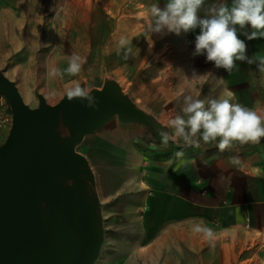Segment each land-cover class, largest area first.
Returning <instances> with one entry per match:
<instances>
[{"label":"crops","instance_id":"1","mask_svg":"<svg viewBox=\"0 0 264 264\" xmlns=\"http://www.w3.org/2000/svg\"><path fill=\"white\" fill-rule=\"evenodd\" d=\"M63 1L73 18L69 32L100 35L105 75L162 126L179 111L184 94L199 93L203 99L225 89L235 94L234 103L264 114V72L258 67L264 64V37L248 39L243 33L250 34V26H237V32L254 62L236 61L238 68L229 73L208 62L206 54L193 55L199 28L163 36L145 31L150 6L163 8L167 0ZM214 2L220 0H206L201 17ZM225 2L231 5V0ZM121 39L126 47H121ZM193 71L211 72L224 82L209 78L200 87L190 80ZM7 132L0 127V142ZM159 132L112 117L87 139L88 161L95 159L98 148L105 160L132 161L138 169L131 186L112 188L109 182L118 183L117 176H98L103 231L110 245L105 249L101 245L93 264H264V138L259 144L221 152L215 145L169 142L164 147ZM233 156L239 165L229 162ZM104 189H130V234L123 228L116 239L106 237L104 202L109 204L122 193ZM198 223L213 229L214 246L193 230Z\"/></svg>","mask_w":264,"mask_h":264},{"label":"water","instance_id":"2","mask_svg":"<svg viewBox=\"0 0 264 264\" xmlns=\"http://www.w3.org/2000/svg\"><path fill=\"white\" fill-rule=\"evenodd\" d=\"M90 90L96 109L66 94L51 105L39 92L30 107L0 71V93L11 112L0 144V264H93L102 212L93 170L76 145L113 116L164 130L115 80Z\"/></svg>","mask_w":264,"mask_h":264},{"label":"clouds","instance_id":"3","mask_svg":"<svg viewBox=\"0 0 264 264\" xmlns=\"http://www.w3.org/2000/svg\"><path fill=\"white\" fill-rule=\"evenodd\" d=\"M206 0H167L161 8L153 4L149 8V19L145 31L153 34L165 35L182 31L200 29L195 37V52L193 55L206 54L208 62H213L216 68H223L229 73L238 66L236 61H254L246 55L247 45L238 36L237 26L245 29L250 26L253 31L243 34L248 39L264 37V0H231V5L220 0L207 6L203 17L200 12L205 7ZM126 41L121 39V47H126ZM130 52V49L128 50ZM128 52L125 53L127 58ZM84 59L76 54L68 58V66L61 70L52 67L47 71L49 78L63 79L65 74L78 75L82 69ZM264 72V64L258 66ZM214 78L211 72L198 74L193 71L190 80L198 82L200 87ZM215 79V78H214ZM223 83L224 79H215ZM69 101L79 99L87 101L86 107L96 109L97 99L92 91L80 83L66 90ZM235 94L225 89L218 95H209L203 99L199 93L184 94L179 111L170 117L163 127L168 131H160L161 143L164 147L169 142L185 146L200 147L215 145L221 152L225 150H239L246 145L259 144L264 138V114L234 103ZM182 155V153H178ZM229 162L239 165V158L230 157ZM196 233H203L204 238L214 246L215 233L212 228L198 223L193 229Z\"/></svg>","mask_w":264,"mask_h":264},{"label":"rangeland","instance_id":"4","mask_svg":"<svg viewBox=\"0 0 264 264\" xmlns=\"http://www.w3.org/2000/svg\"><path fill=\"white\" fill-rule=\"evenodd\" d=\"M36 12L38 18L34 17ZM70 13L68 3L63 0H0V71L15 82L24 102L30 107H35L38 103L36 92L41 93L46 102L53 105L75 83H83L84 87L92 89L100 88L106 80H114L105 75L101 67L100 35L69 32V25L73 22ZM72 54L85 61L80 73L75 76L65 74L63 79L49 78L47 71L52 67L66 69L68 58ZM122 91L124 92L123 89ZM27 94L29 97L26 99ZM0 107L10 111L9 104L1 93ZM92 134L93 132L83 136L76 145V150L84 156V152H87L85 143ZM95 155V159L88 162L95 176L99 200L103 196V190L99 189L98 176H117L118 183L115 179L109 182L112 188L124 184L131 186V179L138 176V169L135 168L137 164L132 161L122 163L105 160L98 148ZM104 190L113 193L118 190L122 193L115 194L109 204L104 202V220L108 228L106 237L116 239L115 236L123 228L130 234L133 216L130 189ZM101 245L103 249L110 245L105 236Z\"/></svg>","mask_w":264,"mask_h":264},{"label":"built area","instance_id":"5","mask_svg":"<svg viewBox=\"0 0 264 264\" xmlns=\"http://www.w3.org/2000/svg\"><path fill=\"white\" fill-rule=\"evenodd\" d=\"M11 124V112L0 107V127L9 129Z\"/></svg>","mask_w":264,"mask_h":264},{"label":"bare ground","instance_id":"6","mask_svg":"<svg viewBox=\"0 0 264 264\" xmlns=\"http://www.w3.org/2000/svg\"><path fill=\"white\" fill-rule=\"evenodd\" d=\"M27 97H29V95L27 94V96H26V99H27Z\"/></svg>","mask_w":264,"mask_h":264}]
</instances>
